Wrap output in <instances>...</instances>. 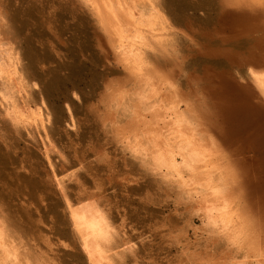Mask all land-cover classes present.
<instances>
[{
    "label": "bare ground",
    "instance_id": "6f19581e",
    "mask_svg": "<svg viewBox=\"0 0 264 264\" xmlns=\"http://www.w3.org/2000/svg\"><path fill=\"white\" fill-rule=\"evenodd\" d=\"M213 1L235 15L232 47L222 52L237 61L234 74L243 94L255 101H249L252 106L232 98L228 83L208 94L190 72L183 73L187 42L196 38L180 26L169 1L165 7L162 0H93L94 6L85 7L81 0H69L91 22L116 69L94 108L121 165L122 173L117 169L111 178L121 184L141 180L147 203L173 206L151 229L169 264H264V84L256 78L264 73V6L261 0ZM10 8L8 0H0V140L8 154L16 153L20 139L28 144L35 128L47 136L50 122L41 99H33L35 81ZM223 104L224 117L232 120L227 128L216 119L217 106ZM27 173L25 164L0 170V264H64L44 213L32 215L52 182L44 180L40 192L33 179L31 189ZM98 178L80 192L81 214L74 224L84 231V250L99 248L93 257L103 264L107 253L130 241L116 237L123 228L109 221L102 204L105 184ZM109 235L118 246L104 251L102 239ZM171 248L177 252L171 254Z\"/></svg>",
    "mask_w": 264,
    "mask_h": 264
},
{
    "label": "rangeland",
    "instance_id": "374dc122",
    "mask_svg": "<svg viewBox=\"0 0 264 264\" xmlns=\"http://www.w3.org/2000/svg\"><path fill=\"white\" fill-rule=\"evenodd\" d=\"M168 1L180 26L195 34L196 38L187 42L188 54L180 63L183 73L190 72V79L200 84L208 94L228 83L232 98L239 101L241 97L246 99V104H249L247 106H252L249 101H255L243 94L239 79L235 77L237 61L222 52L232 47V38L237 32L234 25L235 15L230 8L219 6L213 0ZM8 3L12 6L11 20L18 36L22 38V47L27 54L31 75L35 81L33 99H41L42 109L50 112V122L47 124V136L40 129H33V139L28 144L20 139L16 153L8 154L6 143L0 140V170L9 171L21 164L27 165L31 170L25 176L28 187L33 189V179H36L40 192H44V180L49 179L52 182L44 203L38 211L32 208V215H44L64 264H96L93 254L99 253L100 249L94 247L90 253L84 250V231L74 221L81 214V208L76 204L80 192L91 189L98 177L105 184L106 201L102 204L108 218L110 217L109 221L116 227L118 225L120 229L123 228L116 237L130 241L123 248H119V251L115 249L107 253L108 256L104 255L107 259L102 258L103 264H114L117 261L121 264H169L170 256L160 249L159 238L151 229L160 223L162 215L172 213L173 206L163 207L162 204L147 203V190L141 180H127L121 184L111 178L117 169V174L122 173L121 165L112 154V146L94 116V108L99 105L98 99L105 89L103 86L114 76L116 69L110 54H105L97 43L91 22L69 0H8ZM241 40L244 41V38ZM100 93L102 94L99 95ZM222 106H217L216 119L222 128H227L232 120L224 117L222 111L225 106ZM70 119L75 126H70ZM50 146H54L53 149L56 150H51ZM103 147L107 152H104ZM99 156L103 160H99ZM98 161L102 162L101 165ZM112 163L115 165L112 166ZM95 175L97 177L94 178ZM29 200H32V196ZM160 208L163 214L160 213ZM123 219L126 221L124 227ZM54 231L57 234L55 236ZM102 241L104 251L118 246L117 241L111 239L110 235ZM171 249V254L177 252L176 248Z\"/></svg>",
    "mask_w": 264,
    "mask_h": 264
},
{
    "label": "snow or ice",
    "instance_id": "6c2138e0",
    "mask_svg": "<svg viewBox=\"0 0 264 264\" xmlns=\"http://www.w3.org/2000/svg\"><path fill=\"white\" fill-rule=\"evenodd\" d=\"M50 2H55V0H50ZM81 3L85 6V7H89V6H94L93 5V0H81ZM168 3V0H162V4L166 7ZM261 6H264V0H261ZM258 80H260L262 82V84H264V73H262L261 75L256 77ZM261 223H262V227H264V207H262L261 209Z\"/></svg>",
    "mask_w": 264,
    "mask_h": 264
}]
</instances>
